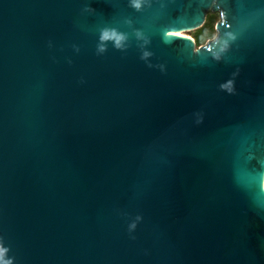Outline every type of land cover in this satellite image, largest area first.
<instances>
[{"label": "water", "instance_id": "water-1", "mask_svg": "<svg viewBox=\"0 0 264 264\" xmlns=\"http://www.w3.org/2000/svg\"><path fill=\"white\" fill-rule=\"evenodd\" d=\"M0 238L16 264H264V0H0Z\"/></svg>", "mask_w": 264, "mask_h": 264}, {"label": "trees", "instance_id": "trees-1", "mask_svg": "<svg viewBox=\"0 0 264 264\" xmlns=\"http://www.w3.org/2000/svg\"><path fill=\"white\" fill-rule=\"evenodd\" d=\"M219 20L220 14L218 12H208L204 24L199 29L188 32L186 36L194 40L195 49L204 47L207 43L215 39V27Z\"/></svg>", "mask_w": 264, "mask_h": 264}, {"label": "clouds", "instance_id": "clouds-1", "mask_svg": "<svg viewBox=\"0 0 264 264\" xmlns=\"http://www.w3.org/2000/svg\"><path fill=\"white\" fill-rule=\"evenodd\" d=\"M137 7H139V5H137ZM137 219H139V217H137ZM131 228L135 229L136 224H131ZM6 253L7 250L0 247V264H14V259L12 257H8L7 259H5Z\"/></svg>", "mask_w": 264, "mask_h": 264}, {"label": "snow or ice", "instance_id": "snow-or-ice-1", "mask_svg": "<svg viewBox=\"0 0 264 264\" xmlns=\"http://www.w3.org/2000/svg\"><path fill=\"white\" fill-rule=\"evenodd\" d=\"M136 228H137V225H136ZM0 247H2V248L7 250V253H6L7 255L5 256V259H7L8 257H12L14 259V264H16V258L14 256H10L11 247L10 246H5L4 243L2 242V238H0Z\"/></svg>", "mask_w": 264, "mask_h": 264}, {"label": "rangeland", "instance_id": "rangeland-1", "mask_svg": "<svg viewBox=\"0 0 264 264\" xmlns=\"http://www.w3.org/2000/svg\"><path fill=\"white\" fill-rule=\"evenodd\" d=\"M188 32L181 33V35L186 36Z\"/></svg>", "mask_w": 264, "mask_h": 264}]
</instances>
